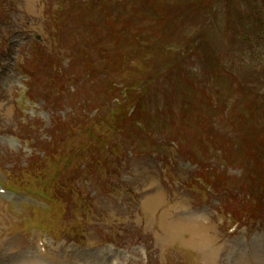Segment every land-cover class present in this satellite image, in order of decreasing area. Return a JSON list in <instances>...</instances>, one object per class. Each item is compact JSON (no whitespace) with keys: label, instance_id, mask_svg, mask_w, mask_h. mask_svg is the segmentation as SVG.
<instances>
[{"label":"rangeland","instance_id":"1","mask_svg":"<svg viewBox=\"0 0 264 264\" xmlns=\"http://www.w3.org/2000/svg\"><path fill=\"white\" fill-rule=\"evenodd\" d=\"M139 1L0 0V264H264V0Z\"/></svg>","mask_w":264,"mask_h":264},{"label":"trees","instance_id":"2","mask_svg":"<svg viewBox=\"0 0 264 264\" xmlns=\"http://www.w3.org/2000/svg\"><path fill=\"white\" fill-rule=\"evenodd\" d=\"M127 3L125 4V7H127V6H131L130 5V3L131 4H133V7L134 8H137V5H138V3H140V1L139 0H125ZM184 3V2H183ZM185 4V3H184ZM155 6H156V10H157V14H156V18L158 19V21H156V20H153V19H150L148 22H150V23H147V26H146V28L149 30V29H152L154 32H156L157 34H158V32L161 30V31H163L165 28H163L162 26H163V23H166V27L168 26V24H169V27L168 28H170V22H166V20L167 19H165V17H169V15H168V12H166V10L164 9L165 8V6H164V1L163 0H156L155 1ZM258 13H260V12H258ZM261 14V13H260ZM166 15H168V16H166ZM143 17V16H142ZM146 18H148L147 16H145ZM169 18H171V16L169 17ZM146 21H141V23H145ZM128 25H130V26H132L133 24H128ZM160 25H162L161 27H160ZM165 25V24H164ZM258 24L256 23V26H257ZM168 28H166V29H168ZM260 29H261V31L263 32V30H264V18L263 19H261V21H260ZM64 38H65V36H64ZM66 39V38H65ZM63 40V39H62ZM156 41V40H155ZM120 41H119V39L118 38H116L115 39V46H118V47H120ZM248 42L247 41H245L244 40V44H247ZM159 46V49L162 47L161 46V44L159 45V43H158V41H156V43H155V47L156 46ZM164 45V44H163ZM253 48V47H252ZM40 50H41V48H40ZM40 53H41V51H40ZM163 53H165V52H163ZM167 55H169V53H167L166 52V56ZM159 56V55H158ZM114 57V56H113ZM112 56H108L106 59L108 60V62H110L111 64H114L115 62L113 61V58ZM159 57H162V56H159ZM163 58V57H162ZM161 58V59H162ZM157 59H159V58H157ZM115 61H117V58L116 59H114ZM118 60H120L121 61V58H118ZM50 65H52V63L50 62L49 63V66ZM181 66V65H180ZM46 68H48V65H46ZM263 71H264V69H262ZM33 76H35L33 73H31ZM233 83H237V84H239V90H242V87L243 86H240V85H245L246 83L244 82V84H242L241 83V80H240V77L239 76H236V75H234V77H233ZM249 85V84H248ZM246 86V85H245ZM130 87H133L132 85H128V89H130ZM250 89V93H249V99H251V100H253L254 101V103L255 102H258L259 100H258V96H257V92H256V88L255 87H249ZM252 96V97H251ZM261 102L263 103V107H264V98H262V100H261ZM235 103V105L234 106H230L232 109H231V111L230 112H235L236 114H237V110H236V108L235 107H237V109L239 110V105H238V103H236V102H234ZM254 103L252 104L251 103V101H250V104H251V107H248L249 109H251L252 111H253V114L249 117L250 118V125H249V127L250 126H252V129H253V135H255L256 136V138H257V133L258 132H263L264 131V122H262L263 120L262 119H259V117H261V116H263L264 114H263V111L261 110V109H259V107L258 106H254ZM259 104V103H258ZM144 105V104H143ZM222 106L220 105V107L219 108H221ZM233 109H235V110H233ZM125 111H126V108H125ZM230 116H231V114H230ZM204 118H203V120H204V122H205V124L207 125H209L210 126V124H209V122H210V117H208V116H203ZM234 117H230V120L231 119H233ZM232 122H234V123H232L230 126L231 127H233V128H236L237 126H236V121L237 120H231ZM239 123L242 125V126H244L245 125V123L243 122V119H239ZM240 124H238V125H240ZM246 126V125H245ZM247 127V126H246ZM183 132V131H182ZM208 133V132H207ZM178 136H176L175 138H176V140H179L178 138H177ZM248 142L250 141L246 136L244 137ZM247 142V143H248ZM262 142H264V136H263V139H262ZM250 148H251V145H250ZM186 149H188V148H186ZM261 179H262V182H261V186H264V175H261ZM241 209L243 210V211H246V208L245 207H241Z\"/></svg>","mask_w":264,"mask_h":264}]
</instances>
